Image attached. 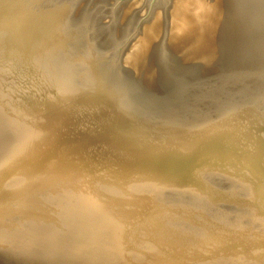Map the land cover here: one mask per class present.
<instances>
[{
  "label": "water",
  "instance_id": "1",
  "mask_svg": "<svg viewBox=\"0 0 264 264\" xmlns=\"http://www.w3.org/2000/svg\"><path fill=\"white\" fill-rule=\"evenodd\" d=\"M0 264H264V0H0Z\"/></svg>",
  "mask_w": 264,
  "mask_h": 264
}]
</instances>
